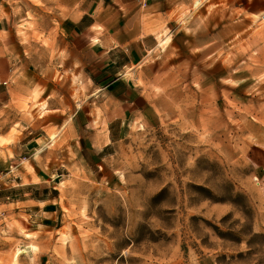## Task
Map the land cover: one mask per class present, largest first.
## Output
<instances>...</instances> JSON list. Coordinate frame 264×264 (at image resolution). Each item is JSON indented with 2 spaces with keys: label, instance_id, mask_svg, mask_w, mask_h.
I'll use <instances>...</instances> for the list:
<instances>
[{
  "label": "rangeland",
  "instance_id": "374dc122",
  "mask_svg": "<svg viewBox=\"0 0 264 264\" xmlns=\"http://www.w3.org/2000/svg\"><path fill=\"white\" fill-rule=\"evenodd\" d=\"M169 1L139 109L91 97L54 58L45 86L23 75L4 95L0 264H264V16ZM32 138L34 155L6 148ZM29 183L56 199L45 226L13 213Z\"/></svg>",
  "mask_w": 264,
  "mask_h": 264
},
{
  "label": "crops",
  "instance_id": "0c3cea01",
  "mask_svg": "<svg viewBox=\"0 0 264 264\" xmlns=\"http://www.w3.org/2000/svg\"><path fill=\"white\" fill-rule=\"evenodd\" d=\"M239 1L251 14L264 16V0ZM169 4V0H0V105L10 90L18 88L23 75L33 77L38 87L45 86L54 73V58L59 74L83 75L91 97L139 109L146 98L136 82L145 60L158 46L159 25L169 14ZM79 116L76 109L69 120L75 125ZM14 121L13 116L0 118L1 137L9 135ZM101 137L110 139V133ZM35 142L32 138L19 149L12 143L6 148L17 159L22 150L34 155ZM14 162L0 160V169ZM30 186L22 185L19 197L12 200L23 206L13 213L29 212L31 223L45 226L57 216L56 199L48 198L51 191L43 198L44 192L32 186L38 191L35 196L27 190Z\"/></svg>",
  "mask_w": 264,
  "mask_h": 264
}]
</instances>
